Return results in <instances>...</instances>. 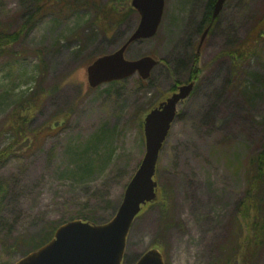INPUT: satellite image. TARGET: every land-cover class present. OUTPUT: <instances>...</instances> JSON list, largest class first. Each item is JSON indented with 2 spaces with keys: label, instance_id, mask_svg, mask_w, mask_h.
I'll use <instances>...</instances> for the list:
<instances>
[{
  "label": "rangeland",
  "instance_id": "obj_1",
  "mask_svg": "<svg viewBox=\"0 0 264 264\" xmlns=\"http://www.w3.org/2000/svg\"><path fill=\"white\" fill-rule=\"evenodd\" d=\"M208 2L165 0L158 34L126 54L160 61L148 81L136 75L93 89L87 80L98 55L116 51L137 28V13L105 40L87 12H47L25 40L9 47L0 59V132L17 107L38 105L27 124L31 138L0 162V264L21 260L15 241L52 223L80 214L97 224L114 218L146 152L141 122L192 74ZM32 5L0 0V25L15 32ZM260 34L264 0H228L203 46L195 90L179 105L160 154L159 199L134 222L123 264H137L154 248L166 264H209L236 233L247 165L264 145ZM47 125L54 129L44 132ZM5 134L0 151L12 142ZM254 264H264V244Z\"/></svg>",
  "mask_w": 264,
  "mask_h": 264
},
{
  "label": "water",
  "instance_id": "obj_2",
  "mask_svg": "<svg viewBox=\"0 0 264 264\" xmlns=\"http://www.w3.org/2000/svg\"><path fill=\"white\" fill-rule=\"evenodd\" d=\"M227 0H217L213 12L215 20ZM131 6L140 16V22L126 42L116 51L95 59L87 68V80L93 89L104 84L127 80L139 75L150 79L159 61L152 56L136 60L126 58L128 48L139 41L154 38L160 28L165 11V0H132ZM210 27L201 37L200 52L208 37ZM195 89L190 82L151 110L144 120L146 152L124 199L114 218L105 224L89 220H73L60 226L54 239L31 252L15 264H123L128 236L136 218L145 207L156 201L159 184L156 179L161 151L176 121L178 105L187 100ZM137 264H165L164 255L158 249L145 252Z\"/></svg>",
  "mask_w": 264,
  "mask_h": 264
},
{
  "label": "trees",
  "instance_id": "obj_3",
  "mask_svg": "<svg viewBox=\"0 0 264 264\" xmlns=\"http://www.w3.org/2000/svg\"><path fill=\"white\" fill-rule=\"evenodd\" d=\"M32 1L30 16L15 32H11L7 26L0 25V59L8 53L9 47L25 40L39 18L47 12L60 16L87 12L92 17L93 26L100 30L105 40L109 39L130 15L137 13L131 6L132 0H111L109 3H103L102 0ZM259 36L260 38L264 37V34ZM237 54L239 58H242L245 52L238 51ZM103 55L105 54L100 53L98 57ZM238 57L237 59H239ZM194 58L195 66L192 68L190 80H197L202 71L199 67L200 55L195 54ZM40 63L41 73L44 75L47 72V65L42 59ZM37 105L38 102L34 101V103L20 105L12 111L9 121L4 126L5 130L3 128L0 132V137L6 135L5 133H10L12 142L6 149L0 151V162L15 154L17 149L31 138V133L28 134L27 124L33 119L32 115ZM158 105L159 103L153 105L150 110ZM143 123L141 122V126ZM41 129L42 127L36 130L32 136H39ZM43 129L46 132L49 129H54V126L47 125ZM246 173L247 187L239 208L240 217L237 222L236 233L222 244L219 248V255L209 264H254L264 244V145L262 150L248 162ZM0 189H2L1 186ZM157 200L149 204L147 208L157 203ZM72 219L96 221L89 214H80ZM58 227L59 225L52 223L34 237H20L15 241L12 248L20 251L22 256L36 251L54 238Z\"/></svg>",
  "mask_w": 264,
  "mask_h": 264
},
{
  "label": "flooded vegetation",
  "instance_id": "obj_4",
  "mask_svg": "<svg viewBox=\"0 0 264 264\" xmlns=\"http://www.w3.org/2000/svg\"><path fill=\"white\" fill-rule=\"evenodd\" d=\"M217 0H209V2L207 3V6L205 8V13L203 15V20L201 21V26L199 28V30L197 31V34L199 36L202 35V30L204 31L208 26H214L215 21L212 20V16H213V11H214V7L216 4ZM203 49V48H202ZM202 52V50L200 51ZM199 54H202L200 53ZM196 53L198 54V52L196 51ZM190 80V77L188 79V81Z\"/></svg>",
  "mask_w": 264,
  "mask_h": 264
}]
</instances>
